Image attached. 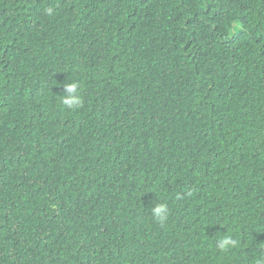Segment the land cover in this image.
Masks as SVG:
<instances>
[{
    "label": "trees",
    "instance_id": "obj_1",
    "mask_svg": "<svg viewBox=\"0 0 264 264\" xmlns=\"http://www.w3.org/2000/svg\"><path fill=\"white\" fill-rule=\"evenodd\" d=\"M258 258L264 0H0V264Z\"/></svg>",
    "mask_w": 264,
    "mask_h": 264
},
{
    "label": "clouds",
    "instance_id": "obj_2",
    "mask_svg": "<svg viewBox=\"0 0 264 264\" xmlns=\"http://www.w3.org/2000/svg\"><path fill=\"white\" fill-rule=\"evenodd\" d=\"M46 13L51 16L54 14V9L49 7L46 9ZM63 87L64 94L61 95L63 105H65L69 110L79 108L83 103L82 96L79 92V83L76 81H70L65 83ZM151 211L154 218H156L160 223H164L169 215L167 206L162 203L156 204ZM235 243L236 241L232 237L224 236L218 241V247L223 250L234 246ZM257 264H264V258H258Z\"/></svg>",
    "mask_w": 264,
    "mask_h": 264
}]
</instances>
